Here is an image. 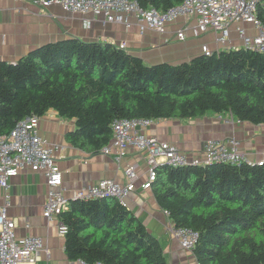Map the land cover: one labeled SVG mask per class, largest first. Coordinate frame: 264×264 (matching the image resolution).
<instances>
[{
  "label": "trees",
  "instance_id": "trees-1",
  "mask_svg": "<svg viewBox=\"0 0 264 264\" xmlns=\"http://www.w3.org/2000/svg\"><path fill=\"white\" fill-rule=\"evenodd\" d=\"M163 12L182 0H133ZM255 16L264 24V0ZM73 119V146L101 151L115 119L208 113L264 124V54L241 45L178 63H146L111 42L68 37L0 60V135L28 115ZM150 189L174 227L197 232L198 264H264V160L159 164ZM68 259L167 264L159 240L114 197L72 199L58 214Z\"/></svg>",
  "mask_w": 264,
  "mask_h": 264
},
{
  "label": "crops",
  "instance_id": "crops-1",
  "mask_svg": "<svg viewBox=\"0 0 264 264\" xmlns=\"http://www.w3.org/2000/svg\"><path fill=\"white\" fill-rule=\"evenodd\" d=\"M132 25L106 22L101 16L91 13L69 12L57 3L42 5L31 0H0V60L15 62L31 51L57 40L77 37L86 41H105L119 45L141 57L146 63L186 61L202 52L206 44L210 50L227 48L218 45L215 32L208 29L198 36L187 30L185 38L177 39L176 30L185 24H194V16H179L167 22L164 33L151 29L140 31L131 17ZM251 28L250 24H245ZM231 42L240 45L235 32ZM74 128V120L58 116L49 110L39 118L38 132L51 142L63 145L56 152L62 172L61 188L70 200L74 191L96 182L100 178H113L124 184L127 180L124 168L136 165L135 188L126 199V206L155 236L164 251L167 264H198L191 250L183 249L178 239L170 232L171 222L156 202L151 189L143 188L148 165L143 152L128 147L125 156L116 162L112 153H91L71 145L65 138ZM136 129L145 135L176 144L189 157L200 156L204 142L213 138L225 140L235 138L238 149L251 161L264 159V124H252L234 119L230 114L208 113L196 118L157 119ZM45 176L41 171L25 167L9 179V205L6 215L15 222L16 237L34 235L40 237L48 253L40 251L34 262L20 264H74L64 249V234L59 233L60 218L43 216L46 199ZM4 202L0 187V205Z\"/></svg>",
  "mask_w": 264,
  "mask_h": 264
},
{
  "label": "built area",
  "instance_id": "built-area-1",
  "mask_svg": "<svg viewBox=\"0 0 264 264\" xmlns=\"http://www.w3.org/2000/svg\"><path fill=\"white\" fill-rule=\"evenodd\" d=\"M34 3L47 5L59 4L64 10L78 13H91L101 16L106 22L122 23L126 27L132 25L131 17L140 31L151 29L158 33L165 32L167 22L179 16H194V24L178 28L176 37L185 38L186 31L193 36L201 35L208 29L215 32V42L218 45L235 44L231 42V32H235L240 45L264 54V24L255 16V10L262 0H182L178 5L160 12L153 7L144 8L133 0H31ZM250 24L247 28L245 24ZM119 47L125 48L122 42ZM202 51L209 53L210 48L204 44ZM154 120L145 118L115 119L112 124V137L108 144L101 148L105 154L112 153L116 162L125 156L128 147L141 151L148 165L147 178L141 184L149 188L156 177V167L159 164L184 165L216 161L240 163L249 161L245 153L238 149L235 138L225 140L207 139L204 142L200 156L189 157L179 147L169 141L145 135L136 129L137 125L146 126ZM39 118L28 115L18 120L8 134L0 135V187L3 190L4 202L0 205V264H20L23 261L34 262L40 251L48 253L43 240L34 235L16 237L15 222L6 215L9 205V179L19 171L29 167L43 172L46 183V199L43 206V216L51 219L61 211L68 209L70 199L61 188L62 172L56 159V152L63 145L51 142L38 132ZM264 159L258 160L262 162ZM126 182L119 183L113 178H100L74 191L71 199H88L95 197H114L120 204L126 205L129 193L135 188L137 179L136 165L128 164L124 168ZM165 214H168L164 210ZM59 233L66 232V226L60 221ZM170 232L178 239L180 246L191 250L197 232L191 228L169 226ZM74 264H103L100 261L88 262L76 259Z\"/></svg>",
  "mask_w": 264,
  "mask_h": 264
}]
</instances>
